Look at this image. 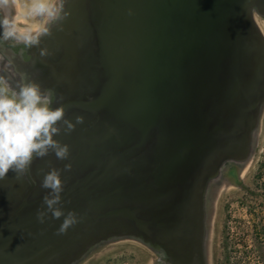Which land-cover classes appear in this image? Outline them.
<instances>
[{"label": "water", "instance_id": "obj_1", "mask_svg": "<svg viewBox=\"0 0 264 264\" xmlns=\"http://www.w3.org/2000/svg\"><path fill=\"white\" fill-rule=\"evenodd\" d=\"M258 1L173 0L160 7L164 67L135 87L133 99L114 98L127 95V86L124 93L114 85L104 93V109L118 111L113 135L102 134L99 147L85 142L84 128L76 130L80 142L62 131L58 141L70 146V158H43L46 171L53 159L61 166L70 160L85 168L106 164L103 178L91 172L76 184L63 180L62 210L76 212L80 222L64 235H57L63 217L49 213L41 224L44 193L24 199L26 183L10 171L0 181V264H51L97 235L127 227L124 220L171 247L176 264H203L206 181L222 163L249 152L264 105V34L252 14ZM142 23L136 15L126 29H143ZM60 26L45 32L44 42L69 46L75 40L70 52L78 54L85 37L62 33L89 26L68 20ZM92 71L78 72L89 77ZM55 78L61 86L71 81L63 68ZM140 211L147 219L137 216Z\"/></svg>", "mask_w": 264, "mask_h": 264}, {"label": "flooded vegetation", "instance_id": "obj_2", "mask_svg": "<svg viewBox=\"0 0 264 264\" xmlns=\"http://www.w3.org/2000/svg\"><path fill=\"white\" fill-rule=\"evenodd\" d=\"M168 1L172 2L173 0H58L55 5L56 16L55 18H45L47 21L44 29H48L49 32L58 30L57 28L64 21L61 19L64 13L69 12L70 15L66 20L70 23L84 21L85 25L90 28L67 30L62 33V36L85 37L78 48L81 51L78 54L70 52L76 43L75 40L70 41L69 46L66 44L57 46L56 40L53 39L47 46L43 39L45 32L42 31L33 34L34 36L39 34L38 47L24 45L19 49L20 54L16 58L12 57L20 75L26 74L29 79L36 81L41 87L45 86L53 90V101H55L53 107L64 106L66 119L76 123V117H84V123L77 124L75 131L65 134L64 138H73L74 142H80L81 140L75 136L76 130L84 128L88 131L85 142L89 146L94 142L100 147L104 145V135L102 136V134L113 135L118 122V111L104 109L106 95L104 93L114 86H117L118 91L124 93L125 86H127V95L116 94L114 98L133 99L135 87L145 85L153 73L159 71L160 67H164L161 61V49L158 45L166 34L162 28L163 16L166 15L160 7ZM77 12L79 13L76 15ZM252 14L256 23L259 19L264 18V0L258 1ZM136 15L143 20V29H126V23ZM149 19L154 22L149 24ZM42 48H47L50 54L41 57L40 49ZM152 50H155L153 56L150 54L154 52ZM48 63H52V66ZM86 66H90L93 70L89 77L85 75L83 77V73L78 72L85 69ZM59 68L66 70L68 79H71L66 86H61L56 82V70ZM158 83L160 84V82ZM60 97H63L62 101L58 100ZM93 102H95V108H93L94 105H91ZM54 139L58 140L59 135ZM110 146L111 144L108 148ZM52 161L51 167L57 169H64L65 165L69 163L72 165V170L63 171L61 177L71 185L81 181L91 172H95L96 178H103L108 174L104 163H97L94 167L85 168L71 160L66 161L63 166L56 159ZM44 166L43 159H36L30 170L22 177L26 183L23 191L24 199L26 197L30 199L38 192L44 193L43 195L47 193L40 186L43 179L40 170H45ZM137 216L147 219L144 211L138 212ZM103 220L99 218L100 222ZM124 222L127 227L107 232L104 235H97L84 247L95 241L106 242L123 237L143 241L142 238L136 236L139 234L144 236L145 245L159 255L161 264H176L174 250L171 247L159 243L154 234L145 235L139 232L132 221L124 220ZM79 251L71 250L55 259L51 264H74V258Z\"/></svg>", "mask_w": 264, "mask_h": 264}, {"label": "rangeland", "instance_id": "obj_3", "mask_svg": "<svg viewBox=\"0 0 264 264\" xmlns=\"http://www.w3.org/2000/svg\"><path fill=\"white\" fill-rule=\"evenodd\" d=\"M57 1L47 0V3L55 7ZM30 2L18 0L11 10L12 15L18 14L20 28L30 27L32 34L41 33L48 17L26 16L25 5ZM257 24L264 34V18ZM2 31L0 28V36ZM22 46L23 43L16 41L0 40V77L13 90H18L24 79L33 81L26 74L20 75L12 59L20 54ZM41 88L53 92L48 87ZM203 226V264H264V105L251 137L249 152L225 161L207 179ZM136 236L143 241L130 237L95 241L80 249L74 264H161L159 255L145 245L144 236Z\"/></svg>", "mask_w": 264, "mask_h": 264}, {"label": "clouds", "instance_id": "obj_4", "mask_svg": "<svg viewBox=\"0 0 264 264\" xmlns=\"http://www.w3.org/2000/svg\"><path fill=\"white\" fill-rule=\"evenodd\" d=\"M18 0H0V28L3 29L0 40L16 41L26 46H39V34L33 35L32 29H22L18 26V14L12 15V9L16 7ZM26 16H42L55 18L57 9L47 3V0H31L30 5H25ZM70 15L65 12L61 19L66 20ZM60 31L63 27L60 26ZM48 32V29H44ZM50 53L47 48L40 49L41 57ZM63 100V97L58 99ZM57 102V101H56ZM51 91L42 90L34 81H27L18 85V90L9 87L7 81L0 77V181L8 178V173L14 172L16 179L21 178L30 170L33 161L43 159L50 153H54L58 160L64 161L70 158V146L62 144L54 139L63 133L71 134L77 124L84 123V117H76V123L66 119L64 106H53ZM63 125V128H61ZM72 165L66 164L64 169L51 167L50 171L41 169L43 179L40 186L47 190L43 197L46 211L37 212L38 221L43 224L51 217L59 220L63 217V223L57 230V235L67 234V231L80 222L78 214L62 210L64 182L63 171H71Z\"/></svg>", "mask_w": 264, "mask_h": 264}, {"label": "trees", "instance_id": "obj_5", "mask_svg": "<svg viewBox=\"0 0 264 264\" xmlns=\"http://www.w3.org/2000/svg\"><path fill=\"white\" fill-rule=\"evenodd\" d=\"M257 176H258V178H260L262 175L259 173Z\"/></svg>", "mask_w": 264, "mask_h": 264}]
</instances>
